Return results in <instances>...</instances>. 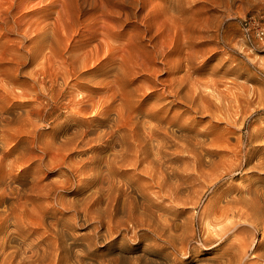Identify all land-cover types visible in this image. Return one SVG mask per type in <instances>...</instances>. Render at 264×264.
Returning <instances> with one entry per match:
<instances>
[{"label":"bare ground","instance_id":"obj_1","mask_svg":"<svg viewBox=\"0 0 264 264\" xmlns=\"http://www.w3.org/2000/svg\"><path fill=\"white\" fill-rule=\"evenodd\" d=\"M9 2V13L15 7H25V0ZM95 2V8H103L102 14L99 18L93 16L85 29L79 25L83 31L75 25L66 5L56 10L52 21L43 14L41 19L23 21L26 11L19 18L12 17L13 21L10 18L11 25L0 8L1 29L5 25L9 29V25L10 31L19 34L24 23L29 29L33 27V35L22 37L31 42L28 48L18 46L21 42L14 43L15 37L9 39L8 31L0 35V79L10 85L17 83L12 85L14 90L16 85L21 89L13 92L9 85L12 92L5 89L9 94L6 102L3 89L4 95L0 94V264H264V148L254 147L257 136L263 134L264 120L257 119L256 127L241 132L246 119L242 112L248 106L255 103L256 108L259 106L256 110L264 111L263 91L242 85L245 94L240 99L239 92L240 95L229 93L227 89L225 94L215 89L217 84H205L211 92L194 89L193 58L203 50L193 55L188 51L184 58H178L177 53L184 48L191 50L195 38H205L207 25L203 19H186L183 7L188 0L142 1L134 11L127 10L126 0ZM115 3L119 4L124 21L140 20L136 26L144 29V35H135L133 29L127 34L131 31L125 29L127 23L113 15ZM147 4L150 8L143 15L141 11ZM246 30L254 31L252 27ZM84 32L89 37L75 41V34ZM145 32H154L147 41ZM257 38L264 42L262 37ZM27 66L30 71L25 70ZM183 66L186 72L181 76L162 77L161 72L174 74ZM236 67L230 66V70H240ZM21 72L33 79L32 86L27 79L20 80ZM235 73L238 77L242 74ZM139 76L143 77L141 82L131 87ZM71 79H75L72 84ZM99 82L102 89L92 90ZM159 85L162 91L156 94ZM66 95V110L73 120L70 132L66 126L52 127L51 122L56 119L50 114L63 104L61 100ZM153 95L156 99L148 105L145 100ZM168 96L174 99L165 102ZM174 100L185 107L175 110ZM32 102L35 105H30ZM244 105L248 106L244 109ZM191 112L226 120L229 134L223 129L221 134L199 138L190 136L191 131L185 134V130L179 136L175 125L182 123L181 118H186L189 125L195 117ZM90 116L94 118L85 119ZM64 119L66 123V116ZM42 120L46 122L41 123L44 128L52 130L44 133L39 124ZM231 139L235 142L230 143ZM247 144H253L248 151ZM88 145L91 155L80 162L69 161L71 155ZM181 150L187 153L188 160L192 159L188 162H193L192 170L184 169L185 173L174 163L175 153ZM216 153L221 154L219 159H215ZM102 163L106 173L98 169ZM249 169H256L260 175L253 182L249 178L251 183L244 189L237 190L240 185L235 192L230 188L225 194L224 186L215 184L225 176ZM51 172L57 176L43 182ZM190 174L195 178L191 179ZM69 187L75 194L70 199L66 198L69 194L65 196ZM149 187L158 188L153 191L155 197L146 194L150 191L144 192ZM209 190L214 199L208 198L201 211H196ZM192 192L198 193L197 197ZM166 198L190 206L193 211L184 219L170 218L166 211L177 208L174 204L165 206ZM153 207L166 214L157 216L160 212L156 213ZM184 209L176 213L177 217L182 216ZM90 219L91 231L79 237L74 228ZM128 234L130 240L144 245L129 243ZM113 235L121 236V241L125 239L126 245L120 244L114 251L111 246L107 250L96 246L99 239ZM206 251L215 252L203 256Z\"/></svg>","mask_w":264,"mask_h":264},{"label":"rangeland","instance_id":"obj_2","mask_svg":"<svg viewBox=\"0 0 264 264\" xmlns=\"http://www.w3.org/2000/svg\"><path fill=\"white\" fill-rule=\"evenodd\" d=\"M2 1H4V3L2 2V4H1V0H0V8H2L1 9V11H5V12H1L2 13V15H4V18H7V20H9L10 18L12 19V21H13V18L15 17V18H19L20 17V15L23 13V12H26V11H28V12H26V13H28L24 18H23V21H28V20H35V19H37L38 17H40V19H41V17L43 16V15H48L49 17H48V20L47 21H52L53 20V18H55L56 16H57V13H56V10L57 9H59L62 5H66L65 6V8H67V10L68 11H70V13L72 14V18H73V21L75 22V25L77 26V28H79L81 31H83V27H84V29L91 23V21H92V19L94 18L93 16H96L95 18H97V16L98 15H101L102 13H101V11H103V8L102 7H99L98 8V6H97V8H95V0H29L27 3H26V1L27 0H25V7L24 8H21V7H15V8H13V10H12V12L15 14V16H14V14L11 12V13H9L10 12V10H8L9 9V5H10V2H9V4L7 3L9 0H2ZM20 0H18V2H19ZM140 1V2H139ZM142 1H149V0H126V3H127V10L128 11H134L135 10V8H136V6H137V4H140V3H142ZM61 3V4H60ZM3 4H6V6L5 5H3ZM98 4V3H97ZM52 5V6H51ZM5 6V7H4ZM9 6V7H8ZM114 11H113V15H114V17H116L117 18V20H121V22H123L124 20H125V17H124V15H121V12H120V10H121V8H120V6H119V4L118 3H115L114 4ZM4 7V8H3ZM6 7L8 8L7 9V11H6ZM58 7V8H57ZM200 7V8H199ZM11 8H12V6H11ZM29 8V9H28ZM150 8V6H149V4H147V8L145 7L144 8V10L143 11H141V14H145V12H147L148 11V9ZM199 8V9H198ZM17 9L20 11H18L17 12ZM39 11V13H37ZM183 12L185 13V17H186V19H187V17H192V18H199V19H203L204 21H205V23H206V29H207V31L205 32V34L207 35L205 38H195L194 40H193V43H195V45H193V47H192V49L190 50H187V49H185L184 48V50L183 49H181V52L179 51L177 54V56H178V58L180 57V58H184V55H188L189 53H192V55L195 53V51H198V50H203V52L201 53V54H199L197 57H195V58H193V69L191 68V72H193L192 73V75H191V79L194 81L193 82V84H195V82H196V84H195V86H197V87H195L194 86V89L195 88H198V89H196V91H200V92H203V93H206L207 91L208 92H211V91H209L210 89H211V87H210V89L208 88V86L207 85H205V84H208V85H211L212 86V84H214V86L216 85V87H215V89H219V90H222L223 91V93H227L228 92V90H229V93H231V92H233L234 91V93L235 94H239L240 96H239V98L241 99H243V97L242 96H244V94H245V92L243 91V86L242 85H247V87H250V88H256V90H262L263 91V95H264V42H261L258 38H257V36L255 35V33H254V31L256 32V29H257V27H263L264 28V0H188V2H186V4H185V6L183 7ZM0 13V14H1ZM5 13V14H4ZM35 13V14H34ZM48 13H50V14H48ZM82 13V14H81ZM92 13H94L93 15H92ZM11 14H13V16H10ZM43 14V15H42ZM70 14V15H71ZM119 14V15H118ZM2 15H0V18H2L3 16ZM17 15V16H16ZM34 15V16H33ZM9 16V17H8ZM30 16V17H29ZM36 16V17H35ZM50 16H52V18H50ZM118 16V17H117ZM13 17V18H12ZM28 17H29V19H28ZM92 17V18H91ZM100 16H98V18H99ZM122 17V18H121ZM9 18V19H8ZM11 19H10V21H9V25H11ZM51 19V20H50ZM140 19V18H139ZM247 20V21H250V20H252V24H251V27L253 28V32H250V33H248L247 32V30L246 29H244V27H243V23H244V20ZM89 20V21H88ZM139 21L140 20H138V18H132V19H128V20H126V21H124L125 23H127L126 24V26H125V29H127V30H131V29H133L134 30V33H138V34H141L142 33V31L144 30L143 28L142 29H139V28H137V24H139ZM87 23V24H86ZM8 25V27H10L11 28V26H9ZM79 25H84L83 27H81V26H79ZM6 26V25H5ZM5 26H3V29H1L2 27H0V35L2 34V33H7V31H8V33H7V36L9 37V39H13L14 37V43H16V44H19L20 42V44L18 45V46H20V47H22L21 45L23 44V45H27V48L29 47L28 45H30L31 44V42H29V41H27L26 40V37H24V39L22 38L23 36H25L26 34H27V37L28 36H31V35H33L32 34V30H33V27L32 28H28L27 27V23H24L23 24V27H22V31L18 34V32L17 31H14V32H12V31H10L9 29H7V27H5ZM81 27V28H80ZM5 28H6V30H5ZM229 29V30H228ZM126 30V31H127ZM10 31V32H9ZM12 32V33H11ZM132 32V30L131 31H127V34H130ZM141 32V33H140ZM16 33V34H15ZM84 33H86V34H84ZM83 34L85 35H80L79 36V34H75L74 36L76 37V40L75 41H79V39L80 38H88L89 37V35L90 34H88L87 32H84ZM135 34V35H137L138 36V34ZM154 32H151V33H146L145 32V39H144V41H147L146 39L148 38V37H150V36H152L151 34H153ZM247 33V34H246ZM15 34V35H14ZM22 34V35H21ZM126 34V36L125 37H128L129 35H127ZM143 35H144V32L142 33ZM14 35V36H13ZM17 35V36H16ZM147 35V36H146ZM21 36V37H20ZM7 37V38H8ZM17 37V38H16ZM75 37H73V41H74V38ZM80 37V38H79ZM235 37V38H234ZM250 37V38H249ZM79 38V39H78ZM82 39V40H85V39ZM254 38V39H253ZM256 38V39H255ZM18 39H19V41H18ZM15 40H17V42L15 41ZM22 40H24V41H22ZM81 39H80V41H82ZM204 40V41H203ZM74 41V42H75ZM227 41V42H226ZM19 42V43H18ZM26 42V43H25ZM29 42V43H28ZM121 42V41H120ZM198 45H197V44ZM120 44V43H119ZM31 46V45H30ZM24 49V48H23ZM188 51H190L189 53H188ZM192 51V52H191ZM122 53V52H121ZM188 53V54H187ZM244 54V55H243ZM226 57V58H225ZM256 60V61H255ZM236 63H238L237 65H238V67H236L237 65H236ZM230 66L232 67V66H234V67H236V68H239L240 70H235V69H233V72H232V70H230ZM28 67V66H27ZM27 67H25L24 69L25 70H28V71H30V66L27 68ZM241 67V68H240ZM181 69V70H180ZM179 70H177L174 74H170L169 72H161L162 74H164V75H162V77L164 78H166V79H169V78H172V77H174V76H181V74H183L184 72H186L185 70H186V66H183V67H181ZM242 70H243V72H242ZM180 71V72H179ZM226 71H229V72H226ZM232 73H231V72ZM235 71H238V72H241L242 74H241V76L239 75V77L236 75V73L234 74V72ZM27 72V71H26ZM26 72H24V73H20L19 74V78H21L20 80H28L26 83L29 85V87L30 86H32L33 84H34V82H33V79H31L30 77H29V75L28 74H26ZM226 72V73H225ZM169 73V74H168ZM180 75H179V74ZM230 73V74H229ZM26 76H25V75ZM140 74V73H139ZM177 74V75H176ZM20 75H22V76H20ZM251 76V78H249L250 76ZM168 77V78H167ZM30 78V79H29ZM225 78V79H224ZM2 79V80H1ZM0 79V94L3 96L4 94L6 95L5 96V98H7V94H8V92L5 90V89H7V90H9L10 88H8V86L10 85V84H6V82L7 81H5V80H3V78H1ZM141 79H143V77H141V76H139V78H138V80H135L134 82H135V84L133 83V82H131L132 84H131V87H134V85L136 86L137 85V83L139 82H141L140 80ZM218 80L217 82H215L214 80ZM20 80H16V81H20ZM30 80H32L31 82H29ZM15 80H14V83L16 82ZM75 81V79H71V81H70V83L72 84L73 82ZM214 81V82H213ZM227 81V82H226ZM137 82V83H136ZM207 82V83H206ZM213 82V83H212ZM229 82V83H228ZM237 82V83H236ZM241 82V83H240ZM2 83V84H1ZM102 84H104L105 82L103 81V82H101ZM100 82L97 84V85H95V86H93L94 88H91L92 90H96V88H97V90H101L102 89V87H103V85L101 84ZM234 83V84H233ZM244 83V84H243ZM4 84H5V87H7V88H5L4 87ZM15 84H17V83H15ZM15 84H11L9 87H12V89L14 88L13 86H15ZM31 84V85H30ZM48 84H50V83H48ZM99 84H100V86H99ZM225 84V85H224ZM3 85V86H2ZM13 85V86H12ZM28 85H27V87H28ZM101 85H102V87H101ZM133 85V86H132ZM239 85V86H238ZM241 85V86H240ZM249 85V86H248ZM161 85H159L158 87H156L157 89H156V94H158L159 92H161L162 90L159 88ZM204 86V87H203ZM17 87V88H16ZM16 91L13 89V92L15 91V92H21L20 90H18L19 88H18V86L16 85ZM28 87V89L27 90H29L30 92L32 91L30 88ZM208 88V89H206V88ZM218 87V88H217ZM230 87V88H229ZM262 87V88H261ZM201 88V89H200ZM258 88H260V89H258ZM1 89H3V92H4V94H2V91H1ZM204 89V90H203ZM225 89V90H224ZM228 89V90H227ZM11 90V89H10ZM9 90V91H10ZM94 90V91H95ZM96 90V91H97ZM158 90H161V91H158ZM206 90V91H205ZM227 90V91H226ZM232 90V91H231ZM82 91H85V90H82ZM205 91V92H204ZM221 91V92H222ZM11 92H12V90H11ZM77 92V91H76ZM239 92V93H238ZM243 93V95H242V93ZM81 93H83V92H81ZM228 93V94H229ZM233 93V94H234ZM167 94V93H166ZM234 94V95H235ZM0 95V97H2ZM154 95H155V93H154ZM153 95V98L151 97V98H147L145 101H147V104L149 105V104H151L153 101H154V99H156L155 98V96ZM234 95H232V96H234ZM8 97H9V94H8ZM67 98H69V96L67 97V95L61 100V103H63V104H60L59 105V107H57L56 109H54V111L52 110V112L50 113V114H53L55 117V121H52L51 123L53 124L52 125V127L54 126L55 128H62V126L63 127H65L66 126V130H68L67 132H70V131H72V129H71V126L70 125H73V122H70V121H73L72 119H70L71 118V116H70V114H69V109H67L66 110V106H67V104H66V101L68 100ZM231 98V97H230ZM229 98V99H230ZM2 100H3V98H1ZM1 99H0V101H1ZM10 99V98H9ZM65 99V100H64ZM67 99V100H66ZM171 99H174V97H172V96H168V98H166V99H164L165 100V102H166V100H167V102H170V100ZM6 100H8V98L7 99H4V102H6ZM11 101L13 100V99H10ZM152 100V101H151ZM10 101V103H12ZM63 101V102H62ZM150 101V102H149ZM177 103H175V102ZM173 102H172V105L174 106L173 108L176 110V109H183L185 106L183 105V103H181L180 101H177V100H174ZM240 101H242V100H240ZM3 102V101H2ZM3 102V103H4ZM235 101H233V104H235V103H237V102H235ZM242 104H245L243 101H242ZM254 104L255 103H253L252 105H250V106H245L244 107V109L247 107V109H246V111L245 112H242L243 114L242 115H245V123H244V127L242 128V131L241 132H243V133H246V130H248V129H252L251 127H256L257 126V122H258V120L257 119H263L264 120V111L263 110H256L257 108H256V104H255V106H254ZM1 105V104H0ZM30 105H35V103L33 104V102L30 104ZM64 105V106H63ZM145 105H146V103H145ZM61 106V107H60ZM30 107V106H29ZM180 107V108H179ZM182 107V108H181ZM58 108H59V110H58ZM65 109V110H63V109ZM172 108V111H174V109ZM235 107L233 106L232 107V109H234ZM250 110H249V109ZM254 108H255V110H254ZM59 111V113H58V111ZM248 110H249V112L251 111V113H249L248 112ZM252 111H254V113L252 112ZM260 111V112H259ZM56 113V115L54 114V113ZM244 113H246V114H244ZM60 114V115H59ZM67 114H68V117H67ZM194 114V115H193ZM193 114H192V112H191V115L195 118H191V123L188 125L187 123H185V119L186 118H181V120H182V123H181V121H180V124L178 123L177 124V126L175 125V128L178 130L177 131V134L179 135V136H181V134L182 133H185V134H190L191 132V134H190V136H194V137H198L199 136V138H208V137H212L213 135H217L216 133H218V134H221V133H223L222 131L220 132V130H223L224 131V133H227V135L229 134L228 132H227V129L230 127V125L228 124V122L226 121V120H224V119H222V120H218V119H215V118H213V117H211V116H208V115H206V114H199V113H197V112H193ZM53 115H50L51 117H53ZM57 115H59V116H57ZM62 115V116H61ZM64 115V116H63ZM238 115H241V113H239ZM65 116H66V123H65ZM247 116V117H246ZM50 117V118H51ZM197 117V118H196ZM209 117H211V118H209ZM59 118V119H58ZM60 118H62V119H60ZM89 118L91 119V118H94V116H90V117H86L85 119H88L89 120ZM213 118V119H212ZM64 119V120H63ZM68 120V121H67ZM184 120V121H183ZM201 120V121H200ZM62 121V122H61ZM200 121V122H199ZM55 122V123H54ZM64 122V123H63ZM69 122V123H68ZM197 124H196V123ZM261 122V121H260ZM45 124L46 125V122L44 121V120H42V122L40 121V123L39 124ZM56 123L59 125L60 124V126H55L56 125ZM247 123V124H246ZM41 124V125H42ZM61 124H63V125H61ZM182 124V125H181ZM183 124L185 125V126H183ZM255 124V125H254ZM178 125H181V126H178ZM188 125V127H186ZM43 126V128H44V125H42ZM191 126H192V130H191ZM195 128H194V127ZM229 126V127H228ZM261 126H262V129L264 128V122L261 124ZM246 127V128H245ZM43 128H41L42 130H43ZM181 128V129H180ZM184 128V129H183ZM188 128H189V130H188ZM48 129H50V130H52V128H44V133H47V132H49L50 130H48ZM198 129H200L199 131H197ZM225 129H226V131H225ZM186 130V131H185ZM183 131V132H182ZM185 131V132H184ZM191 131V132H190ZM197 131V132H196ZM202 131V132H201ZM181 132V133H180ZM196 132V133H195ZM209 132H214V133H210L209 134ZM220 132V133H219ZM261 132H262V130H261ZM198 133H199V135H198ZM201 133V134H200ZM203 133V134H202ZM208 133V134H207ZM239 133V132H238ZM195 134V135H194ZM263 134H264V129H263ZM263 134L262 133H260V135H258L257 136V141H256V146H254V147H256V148H261V149H263L264 148V136H263ZM200 135H204V136H200ZM210 135H212V136H210ZM231 135V134H230ZM229 135V136H230ZM179 141V140H178ZM232 141V139L230 140V143H234L235 142V139H233V141ZM91 144L93 145L94 144V142H92V143H90L89 145L91 146ZM89 145L88 146H85L86 148H82L79 152H76V153H74L73 155H71V159L69 160V161H73V160H75L76 162L77 161H79L80 162V160H84L83 158H86V157H88V155L90 154L91 155V149H89ZM253 144H247V147H246V151H248V150H250L253 146H252ZM100 150V149H99ZM85 151H86V153H85ZM181 154H182V156H181ZM177 155V156H176ZM221 154H218V153H216L214 156L216 157L215 159H219V156H220ZM174 156V155H173ZM177 158H176V157ZM175 156H174V160L176 161V162H174L176 165V167H178V169H179V171L182 173H185V171H184V169H187L188 171H191L192 170V167H193V162H191L190 161V163L188 162L189 160H192V159H189L188 160V157H187V153L185 152L184 153V151L182 152V150L181 151H178V152H176L175 153ZM75 157V158H74ZM221 157V156H220ZM82 158V159H81ZM183 158L185 159V161L183 160ZM78 159V160H77ZM178 161V162H177ZM186 161H187V163H186ZM183 162V163H182ZM184 163H185V165H184ZM189 163V164H188ZM186 164H187V167L185 168L184 166H186ZM190 164H192V165H190ZM102 165V166H101ZM104 165V163H102V164H100L99 165V168L98 169H100V171H101V173L103 172V173H106V169H105V166H103ZM188 165H189V167H188ZM100 167H103V168H100ZM183 167V168H182ZM46 168V167H45ZM102 169V170H101ZM252 170V169H251ZM250 169L249 170H244V171H241V173L240 174H234V175H228V176H225L224 178H222V179H220L219 181H217L215 184L217 185V187L218 186H220V185H223L224 187H223V190H224V193L226 192H228L227 190H230V188H231V190L233 191V192H235V188L237 189L240 185V187L237 189V190H241V188L242 189H244V186L246 185V184H249V182L251 181V182H253V181H255L259 176L258 175H260V173H258V171H256V169L255 170H252L251 171ZM44 171L45 172H50V169L49 168H46V169H44ZM99 171V170H98ZM99 171V172H100ZM105 171V172H104ZM248 171V172H247ZM254 171V172H253ZM52 173V172H51ZM254 173V174H253ZM255 173H256V175H255ZM243 174V175H242ZM181 175H184V174H181ZM190 175H193V176H191V179L193 178H195V175L194 174H190ZM57 175H56V173H52V174H50V175H48L47 177H45V179H43V182H50V180H51V178L52 179H54L55 177H56ZM54 177V178H53ZM80 177H82L81 175H80ZM84 177V176H83ZM179 176H176V177H174V179L175 180H177V178H178ZM47 178V179H46ZM251 180H250V179ZM48 179H50V180H48ZM46 180V181H45ZM74 180V179H73ZM250 182V183H251ZM229 183V184H228ZM105 185H107L106 183H104ZM116 184L117 185H119V182L117 181L116 182ZM121 184V183H120ZM244 184V185H243ZM232 186V187H229V186ZM235 186V187H234ZM226 187V188H225ZM72 188L73 187H69V188H67V189H69V190H65V196L67 195V194H69V195H67L66 196V198H68V199H70V198H72V196L74 197V195L75 194H73V192H72ZM148 189H150V190H148ZM156 189V190H155ZM71 190V191H70ZM92 190V189H91ZM95 190V189H94ZM158 190V188L157 187H149V188H147V189H145L144 190V192L146 191H150V192H145L147 195H150L151 197L154 195V192L153 191H157ZM236 190V191H237ZM186 191V193H187V190H185ZM73 195H72V194ZM150 193V194H149ZM209 193H210V190L208 191V192H206L205 193V195L203 196V200H201V202H200V204L198 205V207L195 209L196 211H198V212H200L201 210L200 209H202V207L205 205V203L209 200V199H214L213 197V195L212 194H210L209 195ZM225 193V194H226ZM192 195H193V192H192ZM194 195H196V197H197V195H198V193H196V192H194ZM193 195V196H194ZM224 195V194H223ZM70 196V197H69ZM212 196V197H211ZM154 197H155V195H154ZM207 197V198H206ZM211 197V198H210ZM206 198V199H205ZM209 198V199H208ZM166 199H167V203H166ZM166 199H164L163 200V203H165V204H163V205H165V206H167V207H170V205H171V207H173V204H174V207H176L177 208V210H168V211H166V213L168 214V217L171 215L172 217L173 216H175V218H176V220H179V219H184V218H182V217H186V215H187V213H191L192 211H193V209L190 207V206H184L183 204H176L175 202L176 201H172L171 202V200L170 199H168V198H166ZM142 201H146L144 198L142 199ZM165 201V202H164ZM105 202V201H104ZM170 202V203H169ZM224 202V201H223ZM169 203V204H168ZM176 204V205H175ZM169 205V206H168ZM203 205V206H202ZM184 206V207H183ZM157 207H153V209H154V211H156L157 210V212L156 213H158V212H160V213H158L157 214V216H159L162 212L164 213V214H166L164 211H162V209H156ZM185 208V209H184ZM191 208V209H190ZM182 210V209H184L185 211H183V214H181L182 216H180V217H177V214L176 213H182L181 211H179V210ZM200 210V211H199ZM174 211V212H173ZM188 211V212H187ZM172 212V213H171ZM186 212V213H185ZM197 212V213H198ZM155 213V212H154ZM162 213V214H163ZM176 214V215H175ZM65 215L67 216V215H70V213H65ZM156 215V214H155ZM171 216H170V218H171ZM156 217V216H155ZM179 218V219H178ZM160 218H158L157 217V221L159 220ZM90 222H91V219L90 220H88V222H81V227L80 226H76L74 229V231L77 233V235L79 236V237H81V235H82V237L85 235L84 233H88L87 231H91V228L92 227H90V226H88L89 224H90ZM86 223V224H85ZM88 226V227H87ZM76 228H78L77 230H76ZM89 228V229H88ZM86 231V232H85ZM89 231V232H90ZM131 233V232H130ZM199 232H197V237L200 235V234H198ZM130 234H128L127 235V238L129 239V236ZM118 238V239H117ZM260 238V233H258L257 234V239H259ZM113 239H114V242H113ZM121 236H117V235H113L111 238L110 237H107V239L105 238V239H99L98 240V244L96 245L100 250L101 249H106V247L107 246H111L112 247V251H114V249H118V248H120V244L122 245V244H125L126 245V240L125 239H123L122 241H124V242H122L121 241ZM127 239V240H128ZM132 239V238H131ZM79 240H81V239H79ZM105 240V241H104ZM129 241V243H131L132 245H134L135 244V246H143L144 245V242H142L140 245H138V243H137V241L138 240H128ZM132 241V242H131ZM100 242V243H99ZM106 242V243H105ZM111 242V243H110ZM117 242V243H116ZM122 242V243H121ZM128 243V242H127ZM110 244V245H109ZM118 244V245H117ZM137 244V245H136ZM116 247V248H115ZM114 248V249H113ZM107 250V249H106ZM211 251H213V250H211ZM215 252V251H214ZM214 252H208V251H206V254H203V256H208V254L209 255H211L212 253L214 254ZM137 253H139L138 251H137ZM212 254V255H213Z\"/></svg>","mask_w":264,"mask_h":264},{"label":"built area","instance_id":"obj_3","mask_svg":"<svg viewBox=\"0 0 264 264\" xmlns=\"http://www.w3.org/2000/svg\"><path fill=\"white\" fill-rule=\"evenodd\" d=\"M252 20L247 21L246 19L244 20L243 27L244 29L251 28ZM256 35L260 36L264 39V28L263 27H257L256 29Z\"/></svg>","mask_w":264,"mask_h":264}]
</instances>
